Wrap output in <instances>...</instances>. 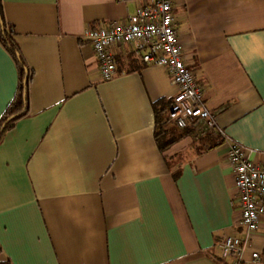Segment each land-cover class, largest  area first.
<instances>
[{
  "label": "crops",
  "instance_id": "crops-1",
  "mask_svg": "<svg viewBox=\"0 0 264 264\" xmlns=\"http://www.w3.org/2000/svg\"><path fill=\"white\" fill-rule=\"evenodd\" d=\"M147 0H2L32 72L29 113L0 142V260L10 264H234L225 237L264 264V227H239L230 143L264 164V0H174L183 58L217 130L196 140L161 124L167 71L118 56L103 81L88 29ZM19 71L0 41V119ZM175 128V129H174ZM164 145V144H163Z\"/></svg>",
  "mask_w": 264,
  "mask_h": 264
},
{
  "label": "built area",
  "instance_id": "built-area-1",
  "mask_svg": "<svg viewBox=\"0 0 264 264\" xmlns=\"http://www.w3.org/2000/svg\"><path fill=\"white\" fill-rule=\"evenodd\" d=\"M173 9L174 0H147L124 21L86 30L84 39L93 48L103 81L116 77L118 56H132L147 66L165 69L177 88L167 121L179 130H190L199 140L215 132L217 124L195 73L184 61ZM228 160L235 176L233 203L240 212L238 225L250 234L264 227V164L251 161L247 149L237 143H230ZM246 245L247 240L225 237L222 258L233 256L234 264H246ZM260 260L261 255L253 252L250 264H259Z\"/></svg>",
  "mask_w": 264,
  "mask_h": 264
},
{
  "label": "trees",
  "instance_id": "trees-1",
  "mask_svg": "<svg viewBox=\"0 0 264 264\" xmlns=\"http://www.w3.org/2000/svg\"><path fill=\"white\" fill-rule=\"evenodd\" d=\"M0 41L4 44V46L7 48L11 56L16 61L19 71V88H18L17 96L13 101V103L7 109L6 113L0 119V142H1L5 133L11 130L19 120L26 117L29 113V85L32 78V72L26 65L19 48L13 42L12 38L8 33V24L5 19L2 0H0ZM159 122L164 125L167 124L168 123L167 117L163 115L160 118ZM160 130L161 131L159 132L157 137L160 139L159 143L162 146V148H164V146L166 147L172 144L173 142H175L180 138H183L191 134L190 130H185L182 131L184 133L178 135L177 137H175V139L171 140L170 142H166L165 138L170 134L171 132L169 131L170 128L167 127L166 129H164L161 125ZM0 254H1V248H0ZM0 264H10V263L3 262L0 260Z\"/></svg>",
  "mask_w": 264,
  "mask_h": 264
}]
</instances>
